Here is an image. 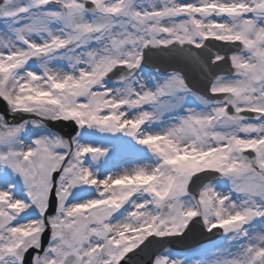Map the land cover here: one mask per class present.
<instances>
[{
	"label": "snow or ice",
	"instance_id": "obj_1",
	"mask_svg": "<svg viewBox=\"0 0 264 264\" xmlns=\"http://www.w3.org/2000/svg\"><path fill=\"white\" fill-rule=\"evenodd\" d=\"M0 264H264V0H0Z\"/></svg>",
	"mask_w": 264,
	"mask_h": 264
}]
</instances>
